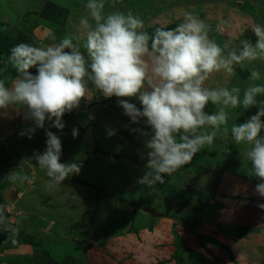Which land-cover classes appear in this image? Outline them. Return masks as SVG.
Here are the masks:
<instances>
[{"label": "rangeland", "instance_id": "rangeland-1", "mask_svg": "<svg viewBox=\"0 0 264 264\" xmlns=\"http://www.w3.org/2000/svg\"><path fill=\"white\" fill-rule=\"evenodd\" d=\"M84 4L0 0V78L6 85L17 74L7 57L18 43L46 47L67 35L82 45L76 37ZM112 11L139 16L149 33L174 28L191 12L205 22L211 39L229 48H239L244 39L254 41L253 25H264V0H106L105 12ZM253 67L264 74L261 61L245 62L231 74H210L205 86L247 87L253 83L248 79ZM29 71L35 74V68ZM118 99L139 107L135 98H106L92 91L62 116V130L46 121L30 139L20 135L32 126L24 109L0 110V264H264V209L258 207L264 198L254 192L258 181L249 175L247 146L218 132L164 184L138 185L147 170L143 142L151 133L142 121L132 123L123 114ZM217 108L209 103L205 111ZM227 111L222 127L230 129L257 108ZM109 127L116 130L110 138ZM73 128L78 129L75 138ZM46 131L61 140V162L82 158L79 174L55 186L34 160L26 161L45 149ZM13 171L31 183L9 181Z\"/></svg>", "mask_w": 264, "mask_h": 264}, {"label": "clouds", "instance_id": "clouds-1", "mask_svg": "<svg viewBox=\"0 0 264 264\" xmlns=\"http://www.w3.org/2000/svg\"><path fill=\"white\" fill-rule=\"evenodd\" d=\"M106 0H85L86 15L78 21L76 39L63 37L46 47L18 43L10 49L7 63L16 71L10 84L0 78V110L10 106L24 109V118L32 126L20 135L42 129L45 122L62 130V116L78 108L82 98L96 91L103 97L118 99V106L132 123L143 122L150 138L143 142L141 159L147 169L136 183L151 188L164 184L165 177L192 160L204 145L213 143L218 132L246 147L249 175L258 182L254 192L264 198V74L250 71L247 87L205 86L210 74L233 73L245 62L264 63V25L254 24L255 40H241L239 48L222 47L208 35L205 22L191 12L174 28L144 30V21L131 12H105ZM83 48V51H82ZM226 49H228L226 51ZM35 68V74L29 69ZM217 105L214 112L207 104ZM257 111L243 123L222 127L228 122V109ZM0 112V115H3ZM207 129V130H206ZM110 138L114 128H107ZM72 136L78 129H72ZM46 147L34 152L26 161L45 170L50 186L78 175L82 158L61 162L60 138L46 131ZM9 181L31 183L27 175L11 172ZM264 209V203L258 205ZM4 223V206L0 205V225Z\"/></svg>", "mask_w": 264, "mask_h": 264}, {"label": "water", "instance_id": "water-1", "mask_svg": "<svg viewBox=\"0 0 264 264\" xmlns=\"http://www.w3.org/2000/svg\"><path fill=\"white\" fill-rule=\"evenodd\" d=\"M143 212L151 215L152 217H157L156 213L152 209H143Z\"/></svg>", "mask_w": 264, "mask_h": 264}, {"label": "crops", "instance_id": "crops-1", "mask_svg": "<svg viewBox=\"0 0 264 264\" xmlns=\"http://www.w3.org/2000/svg\"><path fill=\"white\" fill-rule=\"evenodd\" d=\"M0 132L2 133V130H0Z\"/></svg>", "mask_w": 264, "mask_h": 264}]
</instances>
